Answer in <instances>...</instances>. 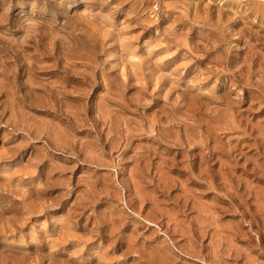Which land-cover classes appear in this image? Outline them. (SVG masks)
I'll return each instance as SVG.
<instances>
[{
  "label": "clouds",
  "instance_id": "9594fccd",
  "mask_svg": "<svg viewBox=\"0 0 264 264\" xmlns=\"http://www.w3.org/2000/svg\"><path fill=\"white\" fill-rule=\"evenodd\" d=\"M144 2L0 0V180L85 214L0 231V264H264V0Z\"/></svg>",
  "mask_w": 264,
  "mask_h": 264
},
{
  "label": "rangeland",
  "instance_id": "374dc122",
  "mask_svg": "<svg viewBox=\"0 0 264 264\" xmlns=\"http://www.w3.org/2000/svg\"><path fill=\"white\" fill-rule=\"evenodd\" d=\"M151 6V0H145L144 8H148ZM161 23L158 25L159 27H163L165 22V17L161 14L160 17ZM139 32V29H136ZM149 35H155V27L147 28L141 33V39L148 37ZM179 55V54H178ZM176 59V57H173ZM164 85H160L163 87ZM167 98V94H165ZM166 103V99L164 101H160L154 103L153 108L162 109L164 104ZM195 107V106H193ZM198 110V109H197ZM149 112L155 116L157 113L153 112L152 109H149ZM7 115V114H6ZM17 141L12 139H5L2 134V130H0V155L7 156L13 160L19 159V157L23 154V149L16 148ZM240 148L244 151H247V146L241 145ZM171 157H168L166 153H160L156 159L148 162V167L152 169L154 166H158L161 168L162 175H167L165 173V167L167 165L168 160ZM31 169H25L24 175L27 176ZM20 172L17 169L12 173V176L18 175ZM11 177L8 178V181L0 180V192L3 193V199L0 202L6 203L8 206L3 214L0 217V231H13L16 228L26 227L31 224L35 226L38 221H43L47 216L48 212L46 209L55 206L59 212L64 213L65 217H67V222L71 224H80L85 216L84 213H73L72 209L74 205H69L67 208L64 207L63 203H57L58 196L56 195L58 189L49 184L42 189L41 193H37L35 198L33 199V194L31 192L24 193L21 190L20 185H16L13 187L9 182ZM76 216V219H72L73 216ZM76 233L73 232H65L61 231L52 241L51 245L53 248L57 246H71V240L75 238ZM85 238L86 237H82ZM119 247V244L116 245ZM6 255V254H5ZM29 264H33L32 261ZM35 264H40V258H35ZM51 264V262H50ZM99 264H112L107 257L101 256L99 259Z\"/></svg>",
  "mask_w": 264,
  "mask_h": 264
}]
</instances>
